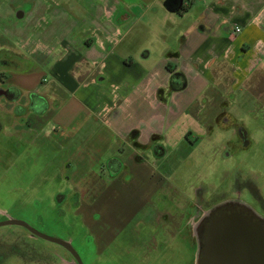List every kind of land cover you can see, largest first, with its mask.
I'll use <instances>...</instances> for the list:
<instances>
[{
	"label": "crops",
	"instance_id": "1",
	"mask_svg": "<svg viewBox=\"0 0 264 264\" xmlns=\"http://www.w3.org/2000/svg\"><path fill=\"white\" fill-rule=\"evenodd\" d=\"M171 4L0 0V62L29 65L3 68L0 97L15 104L19 128L58 137L69 195L59 190L54 202L69 197L77 212L100 213L116 180L104 185L107 169L93 170L97 162L115 158L114 167H134L142 179L146 150L197 139L214 125L246 135L232 103L264 117V0ZM175 73L185 87L170 91ZM65 241L79 255L78 239Z\"/></svg>",
	"mask_w": 264,
	"mask_h": 264
},
{
	"label": "rangeland",
	"instance_id": "2",
	"mask_svg": "<svg viewBox=\"0 0 264 264\" xmlns=\"http://www.w3.org/2000/svg\"><path fill=\"white\" fill-rule=\"evenodd\" d=\"M16 66L29 67L0 62V89L3 68L13 72ZM232 104L230 113L245 126L246 135L232 125H214L212 133L206 131L197 139L188 134L176 145L162 144L164 153L157 158L155 149L146 150L142 179L134 167H114L115 158L97 162L93 170L107 169L99 175L104 185L116 180L109 192L112 200L102 197V212L97 213L93 207L77 212L69 197L54 202L51 194L59 190L69 195L68 182L61 176L65 169L58 137L19 128L15 104L0 97V222L20 220L62 240L72 235L78 239L74 246L83 264H195L200 228L196 231L194 224L206 209L239 201L264 221V117L243 113ZM251 108L247 101L246 109ZM0 264L75 261L62 247L22 227L1 226Z\"/></svg>",
	"mask_w": 264,
	"mask_h": 264
},
{
	"label": "water",
	"instance_id": "3",
	"mask_svg": "<svg viewBox=\"0 0 264 264\" xmlns=\"http://www.w3.org/2000/svg\"><path fill=\"white\" fill-rule=\"evenodd\" d=\"M1 226L22 227L31 236L62 247L75 264H83L69 241L42 234L20 220L7 219ZM199 227L202 233L195 264H264V221L246 207L222 208Z\"/></svg>",
	"mask_w": 264,
	"mask_h": 264
},
{
	"label": "flooded vegetation",
	"instance_id": "4",
	"mask_svg": "<svg viewBox=\"0 0 264 264\" xmlns=\"http://www.w3.org/2000/svg\"><path fill=\"white\" fill-rule=\"evenodd\" d=\"M7 94L8 92H5V95ZM228 206H233L234 208H237V209H241V207L244 206L250 211V209L247 206H245L243 203H240L239 201L238 202L229 201V202L223 203L221 205L214 207L213 209H206V213L204 215L202 214L198 220L196 218L195 219L196 223L195 224L193 223L195 225V230L197 231L200 228L199 225H204L208 221V219L211 217V214L217 213L218 210L222 208L224 209L225 207H228ZM201 233H202V229L200 228V235Z\"/></svg>",
	"mask_w": 264,
	"mask_h": 264
},
{
	"label": "trees",
	"instance_id": "5",
	"mask_svg": "<svg viewBox=\"0 0 264 264\" xmlns=\"http://www.w3.org/2000/svg\"><path fill=\"white\" fill-rule=\"evenodd\" d=\"M172 1L173 0H165V6L167 9L172 10ZM178 79L180 80V82H178ZM185 87V79L183 78V76L179 73H175L173 75H171V79H170V85H169V90L170 91H178L181 90ZM156 151V150H155ZM163 150L160 148V151L155 152V154L157 156H161L163 155Z\"/></svg>",
	"mask_w": 264,
	"mask_h": 264
},
{
	"label": "built area",
	"instance_id": "6",
	"mask_svg": "<svg viewBox=\"0 0 264 264\" xmlns=\"http://www.w3.org/2000/svg\"><path fill=\"white\" fill-rule=\"evenodd\" d=\"M238 31H239V29H237V28L234 30V32H238Z\"/></svg>",
	"mask_w": 264,
	"mask_h": 264
}]
</instances>
